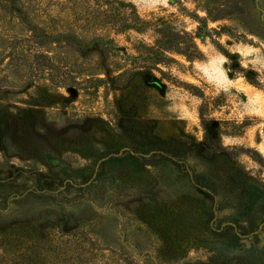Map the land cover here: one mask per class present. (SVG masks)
<instances>
[{
  "label": "rangeland",
  "instance_id": "374dc122",
  "mask_svg": "<svg viewBox=\"0 0 264 264\" xmlns=\"http://www.w3.org/2000/svg\"><path fill=\"white\" fill-rule=\"evenodd\" d=\"M0 264H264V0H0Z\"/></svg>",
  "mask_w": 264,
  "mask_h": 264
},
{
  "label": "trees",
  "instance_id": "16d2710c",
  "mask_svg": "<svg viewBox=\"0 0 264 264\" xmlns=\"http://www.w3.org/2000/svg\"><path fill=\"white\" fill-rule=\"evenodd\" d=\"M255 11V10H254ZM256 12V14L257 15H259V13H257V11H255ZM239 68V71H243L244 69L243 68H241V67H231V69L233 70V71H238L237 69ZM253 80V79H252Z\"/></svg>",
  "mask_w": 264,
  "mask_h": 264
}]
</instances>
